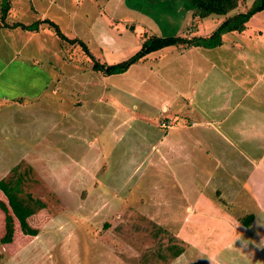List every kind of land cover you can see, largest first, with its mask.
Returning <instances> with one entry per match:
<instances>
[{"label":"rangeland","instance_id":"rangeland-1","mask_svg":"<svg viewBox=\"0 0 264 264\" xmlns=\"http://www.w3.org/2000/svg\"><path fill=\"white\" fill-rule=\"evenodd\" d=\"M8 1L6 23L29 25L46 6ZM139 1L54 0L46 18L108 65L130 58L147 36L204 37L224 19L206 18L196 32L188 17L170 20L172 29L158 21L157 29L150 13H139ZM147 1V8L170 11L166 0ZM255 1L242 0L233 14ZM40 39L12 46L0 34L2 59L20 50L19 60L52 74L26 105L0 106V202L39 231L24 236L13 219L0 264H264V213L250 200L246 175L264 150V115L253 122L264 110V11L215 49H189L175 60L164 49L110 78L91 70L79 46ZM237 103L229 121L242 112L251 129L242 139L223 134L234 147L209 125L219 126V109L230 112ZM202 142L222 161L223 175L212 174L213 158L190 150ZM198 194L206 204H196ZM249 214L254 221L244 230L238 220Z\"/></svg>","mask_w":264,"mask_h":264},{"label":"crops","instance_id":"crops-1","mask_svg":"<svg viewBox=\"0 0 264 264\" xmlns=\"http://www.w3.org/2000/svg\"><path fill=\"white\" fill-rule=\"evenodd\" d=\"M33 1L34 0H28L29 3H32ZM133 1L136 4L135 0H133ZM150 1L152 2L153 5L157 2H159L158 0H150ZM166 1L170 5V6H168V10H170L169 13L165 12V14L167 16L163 13L161 14V11H157L158 8H156V7L147 8L148 7L147 6L148 5L147 0H144V2L142 0L139 1L138 4H140L141 7L138 9V11H139V13H141L142 11H145L144 12L145 14L150 13L152 15V17H151L152 21L154 22L155 25H157V29L160 28V24L158 21H162L166 26H169L170 20L173 21L176 19H180V17H182L184 19L187 17L190 18V15H191L190 13L192 10V4L190 2L187 3L185 0H166ZM37 2H43L44 3V0H37ZM53 4H54V0L53 1H51V0L47 1L46 0V6L44 7V10L42 12V16L40 18H37L38 20H36V21H41L43 19H47L46 18L47 16L50 19H52L49 15L48 11H50ZM133 9H136V8H133ZM10 10H11V8H10ZM156 11H157L158 15H156ZM209 18H211V17H209ZM167 20H169L168 23H167ZM169 27H170V29L173 28L171 26H169ZM202 30H204V28H202ZM190 31H192V30H190ZM193 32H196V28H193ZM0 34H1V37L5 38L7 40V43L11 44L12 46H15V45L21 46L22 44L23 45L26 44L29 40L37 41L41 37H45V38L50 37L51 41H53V42H56V40H58L53 35V33L47 29H41L39 32L31 33V32H23V31L19 30L18 28L9 29V28H6L4 26H1V24H0ZM40 41H41V39H40ZM56 44H58V43H56ZM167 49L172 50L171 54H173L172 55L173 60L184 55V53L189 50L188 49L184 52L183 51L180 52L174 48H167ZM190 49H198V48H190ZM19 51L20 50L15 51L16 54H14L13 56L10 55L6 59H2L0 57V106L4 105L6 107H8V106L12 107V106H16V105H26V102H24V99L31 100V99L37 98L38 95L43 90L46 89L47 84L50 83V80H51L50 76L52 74L45 70L46 72L49 73V75H48L43 70H41L40 68H37L35 65L30 66V65L26 64V62L19 60V58H18L19 57ZM158 58H159V56H158ZM147 61L148 60L146 59L145 61L142 62V64H144V63L146 64ZM140 63H138V64H140ZM133 66L134 67H136V66L140 67L137 64L132 65L131 67H133ZM165 66H166V64H165ZM143 67H144V65H142V69H143ZM130 68L126 72H128L130 70ZM146 68H147V71H146L147 74H148V72H151V73L154 72L153 75L151 73H150V75L151 76H157L158 79L163 80L164 74L161 75L159 72H156L155 70H153L149 66H147ZM107 78H110V77H107ZM106 87H108L107 83L103 84V88H106ZM54 90H56V89H54ZM83 93H84V89H78L77 90V94L81 95ZM250 100H255V99L252 98ZM238 105H239V103L232 106V108H230V110H231L230 112H227V110H224V106L222 108H220L218 113L220 115L223 114L224 117H222V119H220L221 122L218 123L219 126L209 125L210 126L209 128H211V130L217 129L218 132H222V135H219L218 137L225 144H228L229 146L231 144L234 147H238V144L236 143V141L232 140L230 137L227 138L226 136H223V134H225V132L228 131V132H230V134L232 133L233 136H236V134H237L238 139H242L241 134H242V132L245 131V128L249 127L251 129L250 125H245L246 127L243 126V120L245 118L243 117L242 112L239 114V117L236 120L237 122H230L229 121V119L231 118V112H234V109H236L238 107ZM127 115L129 116V113H127ZM212 115H214V113H212ZM254 115H255V117L253 119V122L257 123L259 120L258 117L260 115H264V110L256 111V113H254ZM262 118H264V117H262ZM261 122H263V120ZM214 123L215 122H213V124ZM162 124L164 127H166L165 125L167 124V122L166 123L162 122ZM262 138H263V136H262ZM193 145L194 146H192L190 150H195V153H197L198 155H202V156L204 155L206 157L213 158L212 162L214 163L215 172L212 174L223 175V169L220 168V163L222 161H218V160H216V157L214 158L213 156H210L209 152L206 150V146H207L206 142H202V149H199L201 147L200 143H193ZM89 148H90V150H92V148H96V152L98 154L97 157L101 156V151L98 150L97 146L92 145ZM180 149H181V147H179V150ZM235 151H237V150H235ZM259 155H260V156H258L259 160L257 162H253L250 160V163L252 164L253 169L249 172V174H246V175H249L247 177V182H248L249 188L251 190V194H250L251 199L250 200L252 202L254 201L253 204H255V203L257 204V205L255 204V205L258 206V212L264 213V150ZM240 156L242 157L241 152H240ZM242 158L245 160L244 157H242ZM179 159H180V157H179ZM218 164H219V168H218ZM205 174L206 175H212L211 171H207V170H206ZM198 197L199 198L197 199V201H195L197 205L200 204L199 203L200 201L204 202V199H201L200 194H198ZM203 204H206V203H203ZM34 238H36V237H34Z\"/></svg>","mask_w":264,"mask_h":264},{"label":"trees","instance_id":"trees-1","mask_svg":"<svg viewBox=\"0 0 264 264\" xmlns=\"http://www.w3.org/2000/svg\"><path fill=\"white\" fill-rule=\"evenodd\" d=\"M192 4L190 24L194 27L202 20L209 17H223L222 22L208 36H192L184 37L183 34L171 36H156L150 35L143 38L140 49L125 61L108 65L99 63L89 52L86 45L78 39H69L64 36L57 24L49 19L35 21L29 25L21 22L6 23L10 11V1L0 0V24L9 29H16L23 32L36 33L41 29H47L62 43L69 45H77L89 57L91 61V70L100 73L104 77H110L125 73L132 65L145 61L151 54L157 53L163 49L174 48L178 51H186L190 48H202L205 50L215 49L223 44L222 38L230 33H242L246 30L247 24L251 17L264 11V0H256L254 4L245 9L244 12L232 14L240 5L242 0H187ZM1 4H4L1 6ZM191 27V28H193ZM190 28V29H191ZM195 28V27H194ZM10 186L3 184V186ZM4 186V187H5ZM22 187V186H21ZM18 183L14 184V189L23 195V191ZM4 189V188H3ZM2 189V190H3ZM24 196V195H23ZM27 201H31L30 196H24ZM35 204H37L35 202ZM0 211L4 215V234L0 239V244L7 245L12 243L13 238V219H16L19 224V229L22 235L36 237L39 234L37 229L31 228L24 217L20 213L10 215L7 208L0 202ZM254 220V215L249 214L246 217L239 219L238 223L241 228L248 229Z\"/></svg>","mask_w":264,"mask_h":264}]
</instances>
